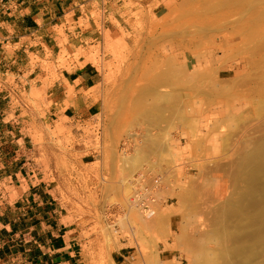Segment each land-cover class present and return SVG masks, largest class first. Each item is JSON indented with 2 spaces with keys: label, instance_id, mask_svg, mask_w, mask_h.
<instances>
[{
  "label": "rangeland",
  "instance_id": "1",
  "mask_svg": "<svg viewBox=\"0 0 264 264\" xmlns=\"http://www.w3.org/2000/svg\"><path fill=\"white\" fill-rule=\"evenodd\" d=\"M52 1L0 0V259L55 264L56 250L66 246L78 251L80 264H188L183 242L175 239L184 224L177 194L205 183L211 194L226 196L227 174L216 166L225 162L217 159L226 147L222 135L211 134L191 144L211 122L203 94L186 93L184 105L194 114L187 113L194 123L186 126L154 127L138 117L134 101L161 61L174 57L194 65L191 52L204 54L216 34L209 23L219 24L236 6L224 0H120L119 7L81 13L63 8L68 0ZM231 53L228 72L241 58ZM223 55L219 50L214 57ZM210 67L203 64L202 76ZM89 68L93 87L66 80ZM239 106L242 119L219 129L231 143L260 120L255 107ZM148 130L168 136L170 153L161 168L174 153L178 157L170 169V198L161 200L162 208L173 207L171 226L141 233L121 209L122 158L134 153ZM141 156L140 167L155 160Z\"/></svg>",
  "mask_w": 264,
  "mask_h": 264
},
{
  "label": "bare ground",
  "instance_id": "2",
  "mask_svg": "<svg viewBox=\"0 0 264 264\" xmlns=\"http://www.w3.org/2000/svg\"><path fill=\"white\" fill-rule=\"evenodd\" d=\"M224 3L236 9L219 24L209 23L216 34L211 35L208 50L204 54L191 52L192 66L174 57L161 61L152 80L143 84L134 108L138 117L154 127L168 123L186 126L194 123V117L187 116L194 115L192 109L184 105L186 93L206 96L208 106L204 112L211 122L204 126L206 133L191 144H202L206 134L222 135L219 139L226 148L217 160L225 162L219 161L216 166L227 174L230 191L226 196L216 190L211 194L205 183L198 189H180L176 199L183 208L184 224L175 239L183 242L188 264H264V0ZM219 50L225 55L215 58ZM227 52L241 56L229 72ZM203 64L211 66L207 77L202 76ZM243 102L255 107L260 120L231 143L228 134L219 133V129L242 119L243 108L239 105ZM148 131L136 142L134 153L122 158L121 209L131 229L141 233L171 226L168 221L173 207L162 208L161 200L165 197L167 202L170 198V169L176 166L178 157L174 153L169 164L161 168L170 153L168 136H154ZM190 131L182 130V134L190 135ZM134 136L127 138L133 141ZM141 152L155 160L140 167L144 160ZM143 203L145 210L140 208Z\"/></svg>",
  "mask_w": 264,
  "mask_h": 264
},
{
  "label": "crops",
  "instance_id": "3",
  "mask_svg": "<svg viewBox=\"0 0 264 264\" xmlns=\"http://www.w3.org/2000/svg\"><path fill=\"white\" fill-rule=\"evenodd\" d=\"M120 0H108V3L105 1V0H68V2L66 3L67 6L65 7V5L63 6V8H66V9H71L74 11H79V12H86V13H90V12H93V11H100V10H104V4L106 7H109V6H115V7H119L120 6V3H119ZM53 3L55 4H52L53 5H61L60 4V0H54L52 1ZM108 4V6H107ZM85 7V8H84ZM84 9V11H83ZM120 9V8H118ZM92 70L95 72V70L92 68ZM81 71V70H80ZM79 70L78 71H72L71 73H69L67 76H70L71 74L73 75H76L78 74L77 72H80ZM90 68L89 70H83L82 73H79L73 80H71V78H67L66 77V80L69 82V83H75L77 80H87L86 84L84 85L82 82L80 83V86L82 89H85V88H89V87H93L96 83V81H94V79L92 78V76L90 77ZM88 83V84H87ZM90 83V84H89ZM0 204H3L2 201H0ZM3 209V208H2ZM0 212L1 209H0ZM3 214L0 213V220L2 219ZM0 227H2V225L0 224ZM0 248H3V247H0ZM56 253H58V257L55 258V264H80L81 261L75 259V256L77 255L78 251L76 250H72L70 249V247H62L60 249H57L56 250ZM53 264V262H51ZM0 264H15V259H12L10 261H2L0 259Z\"/></svg>",
  "mask_w": 264,
  "mask_h": 264
},
{
  "label": "built area",
  "instance_id": "4",
  "mask_svg": "<svg viewBox=\"0 0 264 264\" xmlns=\"http://www.w3.org/2000/svg\"><path fill=\"white\" fill-rule=\"evenodd\" d=\"M140 187V186H139ZM145 202V201H144ZM140 208H142V209H146V206H144V203H143V206H140Z\"/></svg>",
  "mask_w": 264,
  "mask_h": 264
}]
</instances>
